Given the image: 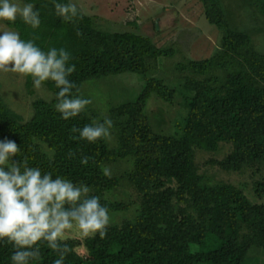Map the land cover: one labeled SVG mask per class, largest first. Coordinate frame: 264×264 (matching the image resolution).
I'll return each mask as SVG.
<instances>
[{"label": "trees", "instance_id": "1", "mask_svg": "<svg viewBox=\"0 0 264 264\" xmlns=\"http://www.w3.org/2000/svg\"><path fill=\"white\" fill-rule=\"evenodd\" d=\"M200 1L206 20L221 32L220 47L208 58L179 62L178 87L151 74L158 58L174 53L172 47H159L136 31L101 29L95 16L79 7L80 15L66 22L52 0H32L40 28L32 30L20 20L7 25L45 50L67 49L76 66L70 79L77 95L92 78L137 73L143 80L132 101L110 109L113 146L106 139L77 138L73 129L102 122L99 113L86 108L62 119L51 81L42 85L52 99L33 100L27 119L0 93V139L16 140L21 159L88 184L111 216L135 204L134 217L112 221L104 238L67 237L71 252L65 264H245L251 251H264V52L255 49L252 32L239 28L221 0ZM251 5L264 19V0ZM24 78L32 93V79ZM152 96L178 104L172 130H160L148 116ZM199 155L209 156L205 164ZM85 156L87 165L80 163ZM119 162L126 164L122 173L104 175V167ZM204 165L244 176L250 190L247 181L212 178ZM122 181L128 186L126 201L114 197ZM12 251L0 243V264H9ZM55 258L45 247L39 264Z\"/></svg>", "mask_w": 264, "mask_h": 264}, {"label": "clouds", "instance_id": "2", "mask_svg": "<svg viewBox=\"0 0 264 264\" xmlns=\"http://www.w3.org/2000/svg\"><path fill=\"white\" fill-rule=\"evenodd\" d=\"M56 14L66 22L80 15L72 0H52ZM23 22L32 30L41 26L39 9L32 0H0V71L30 77L39 88L51 81L58 91L55 110L68 120L80 115L91 103L89 98L73 92L70 79L76 66L70 63L71 53L63 48L46 50L35 39H24L19 31L7 25ZM113 121L85 124L74 128L78 139L88 143L110 137ZM16 140L0 139V243L11 245L9 264H39L42 249L51 250L52 264H65L71 248L65 242L70 233L81 238L106 236L112 223L109 208L91 187L64 175L44 171L20 158ZM71 155V153H70ZM88 164V157L80 160ZM104 175H110L107 167Z\"/></svg>", "mask_w": 264, "mask_h": 264}, {"label": "rangeland", "instance_id": "3", "mask_svg": "<svg viewBox=\"0 0 264 264\" xmlns=\"http://www.w3.org/2000/svg\"><path fill=\"white\" fill-rule=\"evenodd\" d=\"M221 1L229 11L230 17L237 21L239 28L252 32L255 49L264 52V19L257 8L254 9L251 5L252 0ZM72 2L83 13L95 16L101 29L136 31L149 36L159 47H172L174 53L158 58L157 66L151 72L172 86L178 87L180 83L181 73L177 69L179 62L208 58L220 47L221 32L206 20L200 0H72ZM141 78L137 73H121L88 79L82 84L79 95L91 100L86 108L98 112L100 119L98 121L103 122L105 118H109L111 107L132 101L137 96L143 85ZM32 89L33 92L29 93L24 75L0 71L1 95L6 104L24 119L32 114L33 100L42 98L50 101L53 97L43 85L39 88L33 86ZM145 110L153 122L157 121L156 125L160 124V130L169 131L173 129V122L180 108L176 102L171 104L152 96ZM110 132L111 135L106 140L111 146L115 137L114 130L110 129ZM224 149L227 150L226 147ZM207 159L209 156L199 155L201 164H205ZM125 167V163L119 162L118 166L112 165L110 172L119 174ZM203 168L205 174L216 180H226L235 184L247 181L244 176L225 174L214 167L204 165ZM247 182L250 190L249 181ZM121 184V188L114 191V197L126 201L129 198L128 186L124 181ZM134 206L135 204L129 210L111 216L112 221L134 217ZM67 237L79 235L73 232ZM245 264H264V251L254 253L251 251Z\"/></svg>", "mask_w": 264, "mask_h": 264}, {"label": "water", "instance_id": "4", "mask_svg": "<svg viewBox=\"0 0 264 264\" xmlns=\"http://www.w3.org/2000/svg\"><path fill=\"white\" fill-rule=\"evenodd\" d=\"M156 28H157V22H156Z\"/></svg>", "mask_w": 264, "mask_h": 264}]
</instances>
